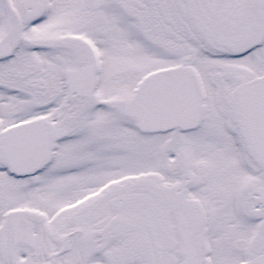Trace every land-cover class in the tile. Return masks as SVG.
Wrapping results in <instances>:
<instances>
[{
    "label": "snow or ice",
    "instance_id": "snow-or-ice-1",
    "mask_svg": "<svg viewBox=\"0 0 264 264\" xmlns=\"http://www.w3.org/2000/svg\"><path fill=\"white\" fill-rule=\"evenodd\" d=\"M0 264H264V0H0Z\"/></svg>",
    "mask_w": 264,
    "mask_h": 264
}]
</instances>
